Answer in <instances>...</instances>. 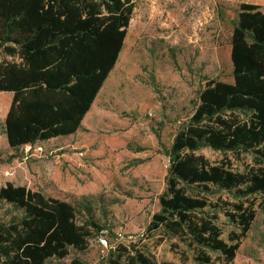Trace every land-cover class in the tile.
Here are the masks:
<instances>
[{
	"label": "trees",
	"instance_id": "16d2710c",
	"mask_svg": "<svg viewBox=\"0 0 264 264\" xmlns=\"http://www.w3.org/2000/svg\"><path fill=\"white\" fill-rule=\"evenodd\" d=\"M135 0H0V93H11L9 148L74 135L114 69ZM233 83L209 81L170 149L160 211L147 227L186 264H232L264 211V11L241 4L230 38ZM223 154L212 162L200 154ZM25 186L0 188V264L83 253L105 230L91 213ZM223 219L232 226L223 239ZM212 253L218 254L217 258ZM181 263V264H182ZM70 264H87L72 259ZM103 264H175L120 243Z\"/></svg>",
	"mask_w": 264,
	"mask_h": 264
},
{
	"label": "rangeland",
	"instance_id": "374dc122",
	"mask_svg": "<svg viewBox=\"0 0 264 264\" xmlns=\"http://www.w3.org/2000/svg\"><path fill=\"white\" fill-rule=\"evenodd\" d=\"M241 4L264 11V0H135L124 46L81 127L73 136L23 150L8 147L4 124L11 93H0V188L7 183L70 202L117 245H134L159 261L181 264L176 240L159 244L147 227L160 211L170 149L209 81L233 83L230 38ZM215 162L223 154L202 149ZM261 202L264 199H256ZM223 239L232 226L223 219ZM96 236L89 248L49 264L80 259L103 264L108 250ZM189 255L186 264H198ZM215 259L218 254L212 253ZM183 264V263H182ZM232 264H264V211L243 238Z\"/></svg>",
	"mask_w": 264,
	"mask_h": 264
},
{
	"label": "built area",
	"instance_id": "2783aa9c",
	"mask_svg": "<svg viewBox=\"0 0 264 264\" xmlns=\"http://www.w3.org/2000/svg\"><path fill=\"white\" fill-rule=\"evenodd\" d=\"M111 233L109 230H103L101 236L99 237V245L108 250V252L112 249H115L118 244L122 243L121 240H123L122 235L119 233L116 235L117 245H113L110 241Z\"/></svg>",
	"mask_w": 264,
	"mask_h": 264
},
{
	"label": "crops",
	"instance_id": "0c3cea01",
	"mask_svg": "<svg viewBox=\"0 0 264 264\" xmlns=\"http://www.w3.org/2000/svg\"><path fill=\"white\" fill-rule=\"evenodd\" d=\"M88 114V113H87ZM76 134V133H75ZM71 136H73V135H71ZM70 137V136H69ZM65 138H68V137H60V138H56V139H52V140H50V141H54V140H59V139H65ZM6 141H7V138H6ZM49 141V142H50ZM7 145H8V143H7ZM37 145V144H36ZM36 145H27V146H31V147H34V146H36ZM27 146H24V147H22L23 149L25 148V147H27ZM8 147H9V145H8ZM22 148H20L21 150H23ZM28 189H30L29 187H27ZM31 190H33V191H35L34 189H31Z\"/></svg>",
	"mask_w": 264,
	"mask_h": 264
}]
</instances>
